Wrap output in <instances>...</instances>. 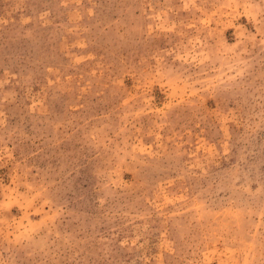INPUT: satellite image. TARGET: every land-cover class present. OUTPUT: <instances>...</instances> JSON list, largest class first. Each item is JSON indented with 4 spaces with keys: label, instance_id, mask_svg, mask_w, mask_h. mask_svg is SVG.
Here are the masks:
<instances>
[{
    "label": "rangeland",
    "instance_id": "obj_1",
    "mask_svg": "<svg viewBox=\"0 0 264 264\" xmlns=\"http://www.w3.org/2000/svg\"><path fill=\"white\" fill-rule=\"evenodd\" d=\"M0 264H264V0H0Z\"/></svg>",
    "mask_w": 264,
    "mask_h": 264
}]
</instances>
